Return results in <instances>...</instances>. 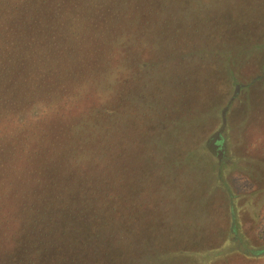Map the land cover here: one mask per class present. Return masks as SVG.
Masks as SVG:
<instances>
[{
    "label": "trees",
    "instance_id": "1",
    "mask_svg": "<svg viewBox=\"0 0 264 264\" xmlns=\"http://www.w3.org/2000/svg\"><path fill=\"white\" fill-rule=\"evenodd\" d=\"M227 1L0 0V264L264 257V239L255 244L242 227L243 213L259 218L261 205L239 207L224 191L229 230L217 248L204 249L175 233L185 221L160 218L166 192L154 197V184L143 185L144 169L178 166L175 133L212 78L230 91L210 109L219 128L247 103L245 122L264 131V109L248 106L240 86L243 68L261 59L252 83L264 89V0H255L256 37L223 22ZM224 141L218 130L205 144L218 158L219 183L230 171L217 157ZM146 200L155 201L146 208Z\"/></svg>",
    "mask_w": 264,
    "mask_h": 264
},
{
    "label": "rangeland",
    "instance_id": "2",
    "mask_svg": "<svg viewBox=\"0 0 264 264\" xmlns=\"http://www.w3.org/2000/svg\"><path fill=\"white\" fill-rule=\"evenodd\" d=\"M227 2L222 14L223 22L242 25V27L247 26L244 28L247 32L255 35V37L258 36L261 25L258 22L260 12L256 1L228 0ZM259 63H262L261 59L255 60L249 66L246 65L243 68L244 74L240 81V86L247 87L243 89V92L245 96H249L248 106H252L253 110L264 109L261 108L264 106V89L260 87L259 83H252V76L258 69L256 67ZM146 78L148 79V77ZM227 85L225 79L212 78L210 93L208 95L204 93L197 98V101L200 102L198 110L195 111L193 108L191 112L186 114V123L182 126L184 128L181 127L182 130L175 133L177 135L175 141L182 148L180 153L173 156V160H176L177 164L179 163L178 166L170 169L163 164L155 168L156 170H143L145 171L143 175L145 189L152 183L155 189H158L157 191L150 189V193L154 197L160 196L162 190L166 192L164 195L170 197L159 206L164 212L160 213V218L166 219L167 223L170 221L174 223L177 220L185 221L188 227L185 228L184 225L178 227V232L175 233L178 236L184 238L188 236L200 241V243L202 242V246H205L204 249L217 248L222 239L225 238L226 231L229 230V208L227 207L226 192L233 198L234 196L237 198L236 204L239 207L246 206L247 202H251L253 207L256 205V208L262 206L261 217H253V210L252 214L248 210L238 218L240 219L242 216L245 236H248L255 244H262L264 239V131L259 129L254 121L250 122V119L245 122L248 119L246 115L249 113L246 107L247 103L238 105L237 109L229 115L226 127L219 128V122L216 119L218 118L217 112L211 114L210 109L213 103L218 104L230 96ZM193 97L196 95L193 94L189 98L194 99ZM203 113L207 115L210 113V117L201 121L202 115L200 114ZM218 130L225 136L223 145L225 152L218 153L219 156L217 157H222L220 160L225 164L224 167L230 170L227 177H224V182L222 180L221 183L215 175L218 158L213 157L205 145L210 136ZM173 136H167L170 142H174ZM257 137L260 139L259 142H256ZM196 148L199 150L195 151ZM183 161L186 162L182 163ZM194 198L196 199L194 200ZM154 201L146 200V208L149 202ZM156 202L159 204L158 201ZM165 230L159 228L157 232L160 235H163L164 232L172 234ZM150 232H154V230ZM176 248L181 251V244ZM218 254L220 256L215 257L211 264H264V257L250 260L239 251L219 252ZM186 257L188 255L175 258L184 259ZM169 264L173 263L169 262Z\"/></svg>",
    "mask_w": 264,
    "mask_h": 264
}]
</instances>
